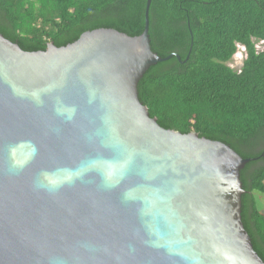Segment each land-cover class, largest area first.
<instances>
[{
    "label": "water",
    "instance_id": "1",
    "mask_svg": "<svg viewBox=\"0 0 264 264\" xmlns=\"http://www.w3.org/2000/svg\"><path fill=\"white\" fill-rule=\"evenodd\" d=\"M144 29L28 52L0 34V264H264L242 158L161 127L138 96Z\"/></svg>",
    "mask_w": 264,
    "mask_h": 264
},
{
    "label": "trees",
    "instance_id": "2",
    "mask_svg": "<svg viewBox=\"0 0 264 264\" xmlns=\"http://www.w3.org/2000/svg\"><path fill=\"white\" fill-rule=\"evenodd\" d=\"M147 0H0V34L28 52L62 47L86 32L112 28L128 36L144 29ZM151 50L165 58L138 83L140 102L165 128L219 141L242 158L241 218L264 262V0H151ZM244 47L239 69L228 64Z\"/></svg>",
    "mask_w": 264,
    "mask_h": 264
},
{
    "label": "rangeland",
    "instance_id": "3",
    "mask_svg": "<svg viewBox=\"0 0 264 264\" xmlns=\"http://www.w3.org/2000/svg\"><path fill=\"white\" fill-rule=\"evenodd\" d=\"M242 50L243 48L240 47L238 52L236 53V57L232 60L233 63L231 64V66L239 64L241 61H238V59L241 60L242 58H245V52H242ZM253 196L257 209L259 210V212L264 214V193L254 191Z\"/></svg>",
    "mask_w": 264,
    "mask_h": 264
},
{
    "label": "clouds",
    "instance_id": "4",
    "mask_svg": "<svg viewBox=\"0 0 264 264\" xmlns=\"http://www.w3.org/2000/svg\"><path fill=\"white\" fill-rule=\"evenodd\" d=\"M240 47L243 48L242 52L244 51V47H243V46H241V45H237V51H236V53L238 52V50H239ZM255 47H256V50H258V51H260V50H261V51H264V41H260V42L256 43ZM244 52H245V51H244ZM236 53L234 54L232 60L236 57ZM243 59H244V58H242L241 60L238 59V61H241L239 64H236V65H234V66H231V64L233 63V62L231 61L228 65H229L231 68H233V69H239L240 66L242 65V61H243Z\"/></svg>",
    "mask_w": 264,
    "mask_h": 264
}]
</instances>
